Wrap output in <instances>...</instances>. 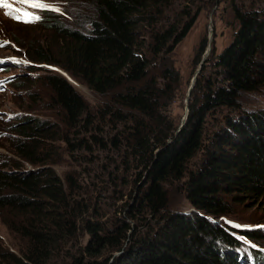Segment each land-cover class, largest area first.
I'll use <instances>...</instances> for the list:
<instances>
[{
    "label": "trees",
    "instance_id": "16d2710c",
    "mask_svg": "<svg viewBox=\"0 0 264 264\" xmlns=\"http://www.w3.org/2000/svg\"><path fill=\"white\" fill-rule=\"evenodd\" d=\"M172 1L90 0L94 18L79 16L87 21L86 32L64 28L49 13L41 20H49L47 27L59 36L62 60H50L39 42L27 60L57 66L91 91L111 97L113 105L100 112L105 131L97 128L106 132L107 140L91 135V141L102 149L108 143L119 148L127 142L138 157L136 176L141 184L117 229L84 221L88 241L72 254L70 248L78 244L76 220L89 214L88 209L95 211L92 204L73 211L81 195L90 201L89 192L81 193L71 176L62 182L49 168L25 172L18 165L15 171L0 170V219L22 240L16 253L0 245V264H108L110 259L109 264H264L262 232L214 224L196 211L168 212L166 191L187 177L188 163L202 152V164L184 182L191 207L220 218L231 215L228 197L237 202L264 200V109L244 112L240 102L243 94L264 87V12L238 16L234 39L217 58L218 72L203 83L195 81L191 98L195 90L197 95L190 99L187 120L178 131L162 113L167 86L152 67L194 23L191 20L181 30L176 24L163 26V13ZM164 72L176 80L171 70ZM45 83L64 124L75 129L87 112L83 99L60 75L46 76ZM10 128L18 136L12 144L14 156L32 166L42 164L38 151L45 148L39 144L55 140L54 127L18 122ZM59 139L69 151L89 149L81 141ZM11 211L15 220H6Z\"/></svg>",
    "mask_w": 264,
    "mask_h": 264
},
{
    "label": "rangeland",
    "instance_id": "374dc122",
    "mask_svg": "<svg viewBox=\"0 0 264 264\" xmlns=\"http://www.w3.org/2000/svg\"><path fill=\"white\" fill-rule=\"evenodd\" d=\"M44 2L59 7L60 12L26 9L41 17L40 21L34 24L18 22L5 14L8 10L0 8V41L4 43V46L0 47V61H3L4 69L0 73V83L3 82L0 87V170L10 171L18 165L23 169L21 171L40 172L49 168L62 182L66 176H71L78 184L77 187L81 193L84 190L89 192L88 199L90 201L87 202L86 196L81 195V199L75 205L78 207H74L73 210L78 212L87 209L89 207L87 205L95 206V211L88 209L89 214L76 220L78 244H74L70 248V253L74 254L77 252L78 246L83 248L88 241V235L84 231V221L95 222L107 230L117 229L120 219L126 216V210L132 204L136 185H140L141 182H137L136 176L138 171L136 159L138 157L131 154L127 142L119 148L108 143V146L102 149L91 141V135L97 136L104 142L107 140L106 132H99L97 128L105 131L100 123L102 121L100 112L104 107L113 105L110 102L111 97L91 91L57 66L32 63L27 60L29 59L28 52L31 53L37 47V42L40 43L39 46L45 53H50L45 54L50 60L54 62L62 60L63 51L57 45L59 36L47 27L49 20L47 23L41 22L48 13L59 20L64 28L73 31L86 32V30H90L86 26L87 21L80 20V15L94 18L90 0H44ZM14 7L24 8V5L15 4ZM251 10L264 12V0H173L164 11L163 26L176 24L181 30L191 20L194 21L182 41L172 51L163 53L161 60L152 65L154 72H160L163 78L160 83L167 86L166 111L162 113L166 119L171 120L174 126L178 128L181 126L186 111L188 115L190 99L197 95L195 90L191 98L193 89L189 90L191 85H195V81L203 83L208 78L215 76V72H218L215 69L217 58L232 42L239 28L238 16ZM12 58L28 63L15 64ZM203 68L204 72L201 74ZM165 70H171L176 80L171 79L170 72L166 73ZM52 75L64 77L87 107V112L82 116L81 123L75 129H69L64 124L62 112L54 102L49 86L45 83V77ZM240 102L244 112L264 109V87H261L260 91L243 94ZM86 121L89 122L88 125L85 124ZM18 122H40L54 127L51 134H54L55 140L42 141L39 144L45 148L44 151H38L39 158L44 159L42 164L32 166L14 156L13 151L15 150L12 148V144L18 136L10 126ZM122 131L124 134L128 133L126 129H122ZM61 137L73 144L81 141L82 146L88 145L89 149L85 151L86 149L80 148L78 151H69L67 145L62 139H59ZM45 157H47V161H45ZM39 158L37 157V159ZM203 159V153L200 152L188 163L187 177L167 186L166 191L169 199L167 211L181 212L179 214L184 215L198 212L214 224L223 222L231 227L238 224L241 227L233 226V228L252 229L264 234V200L255 203V201L245 198L237 202L233 201L231 197H226L232 203L231 215L220 218L204 215L191 207L186 199L184 182L189 173H193L197 167L199 168ZM13 171L15 170L13 169ZM129 194L131 195L129 196ZM14 216V211H11L6 220L13 221L15 220ZM21 242L22 240L13 235L0 219L1 247L16 253L15 249ZM130 243L129 238L125 244ZM118 256L117 252L113 254L115 258ZM109 263H111V259ZM54 264L56 263L54 262Z\"/></svg>",
    "mask_w": 264,
    "mask_h": 264
},
{
    "label": "snow or ice",
    "instance_id": "6c2138e0",
    "mask_svg": "<svg viewBox=\"0 0 264 264\" xmlns=\"http://www.w3.org/2000/svg\"><path fill=\"white\" fill-rule=\"evenodd\" d=\"M15 4H22L24 8L14 7ZM0 8L6 9V15L11 16L12 19L22 22L25 24H32L40 21L41 17L33 11H28L26 9H34L40 11H52V12H60V8L45 3L44 0H0ZM15 13V15H13ZM7 43V42H5ZM3 46V45H0ZM14 63H28L27 61H20L12 58ZM3 63V61H0ZM234 227H241V225H233Z\"/></svg>",
    "mask_w": 264,
    "mask_h": 264
},
{
    "label": "water",
    "instance_id": "95a60500",
    "mask_svg": "<svg viewBox=\"0 0 264 264\" xmlns=\"http://www.w3.org/2000/svg\"><path fill=\"white\" fill-rule=\"evenodd\" d=\"M207 54V53H206ZM193 86H194V84H192L191 85V87H190V91H191V89L193 88ZM186 118H187V111H186V113H185V116H184V118H183V120H182V122H181V126L178 128V131L182 128V126H183V124H184V121L186 120ZM32 171H34V170H32Z\"/></svg>",
    "mask_w": 264,
    "mask_h": 264
},
{
    "label": "clouds",
    "instance_id": "9594fccd",
    "mask_svg": "<svg viewBox=\"0 0 264 264\" xmlns=\"http://www.w3.org/2000/svg\"><path fill=\"white\" fill-rule=\"evenodd\" d=\"M12 64H13V63H12ZM0 70H2V71L4 70V69H3V64H2V66L0 67ZM2 71H1V72H2ZM1 72H0V73H1ZM2 83H3V82H2ZM2 83H0V84H1L0 87L2 86ZM25 172H26V171H25Z\"/></svg>",
    "mask_w": 264,
    "mask_h": 264
}]
</instances>
